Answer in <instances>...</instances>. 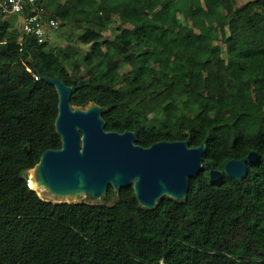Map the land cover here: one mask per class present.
<instances>
[{
	"label": "trees",
	"instance_id": "trees-1",
	"mask_svg": "<svg viewBox=\"0 0 264 264\" xmlns=\"http://www.w3.org/2000/svg\"><path fill=\"white\" fill-rule=\"evenodd\" d=\"M46 13L90 49L73 31L50 47L0 14V264H264V0H48ZM41 76L144 147L205 143L219 169L261 158L240 180L204 166L185 199L152 209L133 185H108L99 203L45 200L28 170L62 140Z\"/></svg>",
	"mask_w": 264,
	"mask_h": 264
},
{
	"label": "water",
	"instance_id": "water-1",
	"mask_svg": "<svg viewBox=\"0 0 264 264\" xmlns=\"http://www.w3.org/2000/svg\"><path fill=\"white\" fill-rule=\"evenodd\" d=\"M41 78L58 92L55 125L62 147L44 151L31 169L37 173L35 177L31 172L38 187L42 182L56 193L82 190L98 198L110 184L117 191L133 185L138 202L148 209L163 196L186 198L190 178L202 170L205 143L191 147L185 140L158 141L144 147L136 143L134 131H107L102 116L105 108L99 104L73 106L74 86L58 78ZM259 159L260 154L251 151L248 157L230 159L223 169L213 168L210 163L206 167L213 180L224 174L240 180L248 173V164Z\"/></svg>",
	"mask_w": 264,
	"mask_h": 264
},
{
	"label": "built area",
	"instance_id": "built-area-1",
	"mask_svg": "<svg viewBox=\"0 0 264 264\" xmlns=\"http://www.w3.org/2000/svg\"><path fill=\"white\" fill-rule=\"evenodd\" d=\"M47 0H0V13L5 15H18L22 19L24 33L34 34L40 43L47 40L45 25L56 29L60 21L54 17H45V4ZM33 175L29 172L27 185L33 188Z\"/></svg>",
	"mask_w": 264,
	"mask_h": 264
},
{
	"label": "rangeland",
	"instance_id": "rangeland-1",
	"mask_svg": "<svg viewBox=\"0 0 264 264\" xmlns=\"http://www.w3.org/2000/svg\"><path fill=\"white\" fill-rule=\"evenodd\" d=\"M15 20V22H17V28L18 30H21L20 28V23L18 21V19L13 18ZM82 29H73L70 27H60L57 30L54 29H47V33H48V38H49V46L50 47H55V46H59V45H66L67 42H69V40L72 39V41L74 42V44L76 45V47H78L82 53H87V51L90 49V45H84L82 44L80 41H78L77 39V35L80 33ZM73 31V35H71V39L69 38V34L70 32ZM75 36V37H74ZM34 176H37L36 171H31ZM36 189L38 190V195L45 199V200H51L54 202H79V201H86V202H90V203H99V202H103L104 198L102 196L100 197H93L89 194H84V195H80L77 197H71L69 199L64 198L62 196L59 195H54L52 194V192L48 191V189L43 190L42 186H37ZM109 203H112V200L109 201Z\"/></svg>",
	"mask_w": 264,
	"mask_h": 264
},
{
	"label": "clouds",
	"instance_id": "clouds-1",
	"mask_svg": "<svg viewBox=\"0 0 264 264\" xmlns=\"http://www.w3.org/2000/svg\"><path fill=\"white\" fill-rule=\"evenodd\" d=\"M48 2V0L46 1V3ZM1 15H3L4 17H16L17 19H18V21H19V23H20V29L21 30H19V31H21V33L22 34H30V35H33V36H35L34 34H31V33H24L23 32V30H22V19H21V17L20 16H18V15H5V14H3V13H0ZM45 17H51V16H48L47 15V13H46V4H45ZM60 21V20H59ZM45 27V30H46V34H47V40L46 41H48L49 40V38H48V33H47V29H52V28H49V26H47V25H45L44 26ZM61 27V22H60V25H59V27L58 28H56V29H54V30H57V29H59ZM36 37V36H35ZM37 38V37H36ZM38 39V38H37ZM206 145V144H205ZM191 147H196V146H191ZM252 151H255V150H252ZM251 152V151H250ZM249 152V153H250ZM256 152H258V151H256ZM259 153V152H258ZM260 154V153H259ZM249 155V154H248ZM248 157V156H247ZM244 158V157H243ZM260 158H261V154H260ZM241 159V158H240ZM203 160H204V157H203ZM260 160V159H259ZM229 161V160H228ZM209 163V162H208ZM211 164V163H210ZM226 164V163H225ZM204 166H206V164H204V162H203V167ZM202 167V168H203ZM213 167V166H212ZM213 168H215V167H213ZM224 168V167H223ZM32 169V168H31ZM31 169H29L28 170V174H29V172H31ZM216 169H219V168H216ZM224 175H226V174H224ZM223 175V176H224ZM228 176V175H227ZM230 177V176H229ZM34 184V183H33ZM111 185V184H110ZM114 188V187H113ZM30 189H33V190H35L36 192H38V190L36 189V187H33V188H30ZM115 189V188H114ZM107 190V189H106ZM105 194H106V192H105ZM104 194V195H105ZM51 201V200H50Z\"/></svg>",
	"mask_w": 264,
	"mask_h": 264
},
{
	"label": "bare ground",
	"instance_id": "bare-ground-1",
	"mask_svg": "<svg viewBox=\"0 0 264 264\" xmlns=\"http://www.w3.org/2000/svg\"><path fill=\"white\" fill-rule=\"evenodd\" d=\"M41 183H40V185L43 187V190L48 189V191L52 192V194H54V195H58L59 194L62 197L67 198V199H69L71 197H77V196L85 194L84 191H82V190H74V191H71V192H68V193H56V192L51 191V189L47 185H45L44 183H42V184ZM37 184L38 183H34L33 186L37 187Z\"/></svg>",
	"mask_w": 264,
	"mask_h": 264
}]
</instances>
